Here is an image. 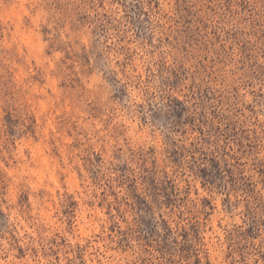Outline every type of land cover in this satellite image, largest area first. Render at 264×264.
Segmentation results:
<instances>
[{
  "label": "clouds",
  "instance_id": "obj_1",
  "mask_svg": "<svg viewBox=\"0 0 264 264\" xmlns=\"http://www.w3.org/2000/svg\"><path fill=\"white\" fill-rule=\"evenodd\" d=\"M0 264H264V0H0Z\"/></svg>",
  "mask_w": 264,
  "mask_h": 264
}]
</instances>
